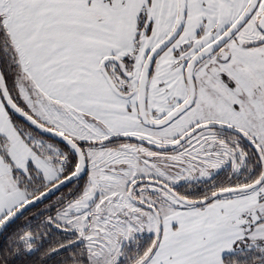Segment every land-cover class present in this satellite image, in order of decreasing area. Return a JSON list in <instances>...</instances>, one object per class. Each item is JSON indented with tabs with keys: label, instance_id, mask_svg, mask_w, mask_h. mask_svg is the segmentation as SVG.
I'll return each instance as SVG.
<instances>
[{
	"label": "snow or ice",
	"instance_id": "obj_1",
	"mask_svg": "<svg viewBox=\"0 0 264 264\" xmlns=\"http://www.w3.org/2000/svg\"><path fill=\"white\" fill-rule=\"evenodd\" d=\"M0 264H264V0H0Z\"/></svg>",
	"mask_w": 264,
	"mask_h": 264
}]
</instances>
